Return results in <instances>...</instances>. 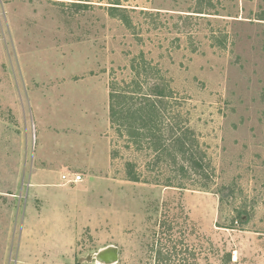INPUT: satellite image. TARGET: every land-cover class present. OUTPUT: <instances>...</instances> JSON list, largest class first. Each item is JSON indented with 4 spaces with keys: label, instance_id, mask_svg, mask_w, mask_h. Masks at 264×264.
<instances>
[{
    "label": "rangeland",
    "instance_id": "1",
    "mask_svg": "<svg viewBox=\"0 0 264 264\" xmlns=\"http://www.w3.org/2000/svg\"><path fill=\"white\" fill-rule=\"evenodd\" d=\"M135 82L166 90L157 127L185 148L113 127L110 93ZM109 246L117 264H264V0H0V264Z\"/></svg>",
    "mask_w": 264,
    "mask_h": 264
},
{
    "label": "trees",
    "instance_id": "2",
    "mask_svg": "<svg viewBox=\"0 0 264 264\" xmlns=\"http://www.w3.org/2000/svg\"><path fill=\"white\" fill-rule=\"evenodd\" d=\"M114 5L115 6L110 7V15L113 17H119L118 13H120L119 15L122 17V20H124L129 26L130 24L127 22L125 15L127 9L120 8V4ZM134 71H136L135 78L141 77L138 68H135V66ZM135 83V88H126L128 91H112L110 93V119L113 127H116L121 135L124 133V129L129 137H132L136 142H139L137 143L138 145L142 144V141L144 140H149V145H152V149H154L153 151H161L162 153H164V151L169 152L168 148H170L171 145H174L172 149L177 145L185 148L186 138L185 140L183 137L178 139L175 136L177 133L174 127L171 130L173 142L169 145L166 144L161 128L157 127L158 124L159 126L162 125L163 113L159 103L155 99L156 97L159 99L169 97L166 94V90L163 91L159 86H155V88L152 89L150 88V92L155 93V96H153L149 94V90L142 93L143 84L140 85L139 82ZM147 84L149 83L147 82ZM142 131L146 132V134H143ZM190 149L191 148L189 147L185 152L190 153ZM132 179L133 181H137L136 177H133ZM238 218L244 223L248 220V214L239 213Z\"/></svg>",
    "mask_w": 264,
    "mask_h": 264
},
{
    "label": "water",
    "instance_id": "3",
    "mask_svg": "<svg viewBox=\"0 0 264 264\" xmlns=\"http://www.w3.org/2000/svg\"><path fill=\"white\" fill-rule=\"evenodd\" d=\"M119 256V248L109 246L100 250L95 256L87 258L86 262L92 263L95 260L96 264H117Z\"/></svg>",
    "mask_w": 264,
    "mask_h": 264
},
{
    "label": "built area",
    "instance_id": "4",
    "mask_svg": "<svg viewBox=\"0 0 264 264\" xmlns=\"http://www.w3.org/2000/svg\"><path fill=\"white\" fill-rule=\"evenodd\" d=\"M62 180L63 182H65V184L74 186V185L79 184L82 181V176L79 174H74L73 176L64 175L62 177Z\"/></svg>",
    "mask_w": 264,
    "mask_h": 264
}]
</instances>
